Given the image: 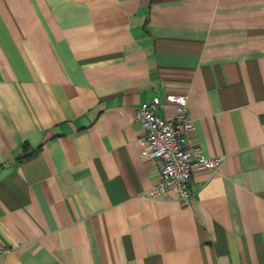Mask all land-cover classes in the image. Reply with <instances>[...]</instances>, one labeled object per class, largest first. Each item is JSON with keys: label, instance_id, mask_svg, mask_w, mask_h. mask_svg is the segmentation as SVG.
Instances as JSON below:
<instances>
[{"label": "crops", "instance_id": "1", "mask_svg": "<svg viewBox=\"0 0 264 264\" xmlns=\"http://www.w3.org/2000/svg\"><path fill=\"white\" fill-rule=\"evenodd\" d=\"M168 93L223 157L188 199L141 152ZM0 264H264V0H0Z\"/></svg>", "mask_w": 264, "mask_h": 264}, {"label": "built area", "instance_id": "2", "mask_svg": "<svg viewBox=\"0 0 264 264\" xmlns=\"http://www.w3.org/2000/svg\"><path fill=\"white\" fill-rule=\"evenodd\" d=\"M166 100L174 104V116L164 118L158 111L161 99L143 102L137 109V118L145 129L141 152L163 162L160 179L151 188L155 198L170 197L173 193L188 199L191 195L194 168L217 169L222 156H207L200 146H188V134L194 125L190 117L188 94L168 93Z\"/></svg>", "mask_w": 264, "mask_h": 264}, {"label": "trees", "instance_id": "3", "mask_svg": "<svg viewBox=\"0 0 264 264\" xmlns=\"http://www.w3.org/2000/svg\"><path fill=\"white\" fill-rule=\"evenodd\" d=\"M23 148H24V151L25 152L18 157L19 160H22L24 158H27V157H29V156H31V155H33L35 153V151L28 152V150H29L28 143H25L24 146H23Z\"/></svg>", "mask_w": 264, "mask_h": 264}]
</instances>
